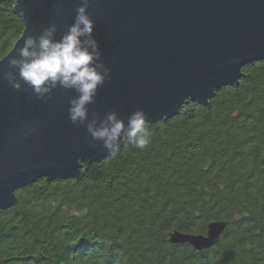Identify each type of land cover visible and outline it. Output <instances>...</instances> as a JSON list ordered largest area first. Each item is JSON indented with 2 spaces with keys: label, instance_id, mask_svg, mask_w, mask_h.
Masks as SVG:
<instances>
[{
  "label": "trees",
  "instance_id": "1",
  "mask_svg": "<svg viewBox=\"0 0 264 264\" xmlns=\"http://www.w3.org/2000/svg\"><path fill=\"white\" fill-rule=\"evenodd\" d=\"M23 31L15 0H0V60ZM146 124L145 149L122 144L79 181L17 191L0 212V264H264V62ZM213 222L227 226L209 250L170 242Z\"/></svg>",
  "mask_w": 264,
  "mask_h": 264
},
{
  "label": "water",
  "instance_id": "2",
  "mask_svg": "<svg viewBox=\"0 0 264 264\" xmlns=\"http://www.w3.org/2000/svg\"><path fill=\"white\" fill-rule=\"evenodd\" d=\"M79 2L15 0L24 31L0 60V73L24 36H39L55 22L59 39ZM88 14L111 71L96 103L89 105V113L101 118L116 111L127 122L140 109L146 123L167 122L186 103L206 105L222 88L236 86L245 66L264 62V0H90ZM74 96L57 90L44 102L30 89L13 91L0 80V212L14 207L15 193L38 180L79 181L85 163L112 155L99 143L93 146L86 130L68 120V101ZM29 122L39 132L21 140V126ZM226 226L213 222L206 235L173 232L170 242L209 250Z\"/></svg>",
  "mask_w": 264,
  "mask_h": 264
},
{
  "label": "clouds",
  "instance_id": "3",
  "mask_svg": "<svg viewBox=\"0 0 264 264\" xmlns=\"http://www.w3.org/2000/svg\"><path fill=\"white\" fill-rule=\"evenodd\" d=\"M90 0H80L76 15L67 30L57 39L58 25L53 22L42 29L39 36H24L23 42L8 57L0 80L13 91L26 87L36 99L47 102L57 90L74 92L68 101L70 123L83 127L93 146L99 143L114 154L122 144L145 149L152 140L146 124V113L137 109L127 122L110 111L101 118L89 113V105L96 103L98 90L111 79V71L103 62L99 42L94 38V22L88 14ZM57 10V15H59ZM39 132L29 122L21 126V140H28Z\"/></svg>",
  "mask_w": 264,
  "mask_h": 264
}]
</instances>
